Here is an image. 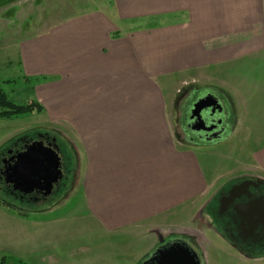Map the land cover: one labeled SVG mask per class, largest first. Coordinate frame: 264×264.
I'll return each instance as SVG.
<instances>
[{"label":"crops","instance_id":"0c3cea01","mask_svg":"<svg viewBox=\"0 0 264 264\" xmlns=\"http://www.w3.org/2000/svg\"><path fill=\"white\" fill-rule=\"evenodd\" d=\"M112 6L111 12L68 17L44 34L22 38L17 61L25 76L46 77L34 89L48 118L61 119L80 135L83 162L90 166L84 185L87 208L107 229L136 231L142 229L140 223L168 215L171 207L196 194L203 167L193 156L169 147L163 116L151 108L155 98L143 91L144 109L135 110V95L139 100L141 95L136 90L145 85L143 80L136 83L135 71L148 84L153 61L156 69H190L207 65L210 55L232 46L247 53L246 39L257 37L252 31L262 27L264 0H113ZM153 18L159 24L140 28L136 37L135 23ZM139 38L141 46L136 47ZM199 54L205 57L200 60ZM122 145L123 157L116 161L112 153ZM259 151L255 162L263 170L264 152ZM249 176L264 180V175ZM7 213L33 236L24 264H113L120 259L118 249L106 253L111 257L101 247L87 253L86 241L77 235L49 240L47 220L32 217L27 225L31 215L0 203V214ZM262 253L241 252L245 264H264Z\"/></svg>","mask_w":264,"mask_h":264},{"label":"rangeland","instance_id":"374dc122","mask_svg":"<svg viewBox=\"0 0 264 264\" xmlns=\"http://www.w3.org/2000/svg\"><path fill=\"white\" fill-rule=\"evenodd\" d=\"M112 5L113 0H0V89L17 104L37 102L29 114L0 118V159L8 148L25 141L22 139L27 137L32 141L47 132L60 145L66 168L61 191L39 202L12 196L0 180V203L15 206L27 216L37 208H44L32 214L25 221L27 225L32 217L47 220L50 224L47 239L59 241L74 239L77 235V239L86 241L87 253L98 252L101 247L107 256L106 253L118 249L120 259L113 260V264H140L162 244L161 239L165 242L171 238L194 242L204 264H245L243 254L218 231L214 212L220 194L231 184L250 178L249 175H264V168L260 169L255 162L259 150L264 152V12L262 27L252 31L257 37L246 39L247 53L235 52L238 48L232 46L228 52L210 55L213 59L207 65L190 69H156L157 63L153 61L149 85L146 78L135 71L136 83L145 82L136 90V94L141 95L140 100L135 95V110L144 109L143 91L155 98L151 108L163 116L169 147L184 157L193 156L203 167V173L201 189L171 207L168 215L140 223V231H118L101 226L96 215L87 208L90 204L85 198L84 185L90 166L83 162L86 151L80 135L64 127L61 119L50 120L45 104L38 101L34 87L46 77L25 76L24 68L17 61L22 38L44 34L68 17L92 10L111 12ZM153 19L135 23L136 37L140 28L159 24L157 18ZM139 40L136 39V47L141 46ZM156 55L151 53V57ZM196 57L202 60L205 55ZM207 90H215L224 97L230 109V125L223 139L195 143L184 131V115L190 104ZM124 148L122 145L116 150L117 154L112 153L114 160L123 157ZM25 227L11 214H0V256L5 257L6 264H24L29 260L33 236L24 231ZM156 242L158 244L154 245Z\"/></svg>","mask_w":264,"mask_h":264},{"label":"water","instance_id":"95a60500","mask_svg":"<svg viewBox=\"0 0 264 264\" xmlns=\"http://www.w3.org/2000/svg\"><path fill=\"white\" fill-rule=\"evenodd\" d=\"M219 105L220 102L213 93L197 97L187 114V121L193 125V133L201 135V131L208 132L213 129L206 126L203 113ZM227 133L228 131L217 139H223ZM12 159L15 161L6 169V182L12 184L14 190L28 194L44 184L46 194L52 192L54 183L58 181L61 174L59 168L61 160L56 149L51 145L45 146L43 141L37 140L28 144L24 151ZM262 184L264 180L261 178H245L242 182L235 184L230 189L229 195L221 198L220 211H223L227 204L234 203L244 195L247 196L249 201L236 203L234 211L243 222L248 221L250 226L248 231H254L258 223H264V197L252 199L251 189ZM161 241L163 243L164 239ZM150 257L143 264H202L198 252L185 240L168 241L160 245Z\"/></svg>","mask_w":264,"mask_h":264},{"label":"flooded vegetation","instance_id":"af4514ba","mask_svg":"<svg viewBox=\"0 0 264 264\" xmlns=\"http://www.w3.org/2000/svg\"><path fill=\"white\" fill-rule=\"evenodd\" d=\"M209 93H213L219 100L220 105L219 107H216L215 109L210 108L203 113V117L206 123V126L213 127L212 130L206 132L201 131V135L193 133V125L189 124L187 121V114L190 110V107L194 104H190L189 108L187 109V112L184 115V131L188 135V137L195 143H202V142H212L215 141L220 135H223L226 131L229 129L230 125V109L225 101L224 97L215 90H207L204 93H202L203 96L208 95ZM45 134V135H44ZM41 140L43 141L45 146H52L54 149H56L60 155V170L61 174L59 175L58 181L54 183L53 190L50 194H46V190L44 187V184L40 185L38 188H36L33 192L25 194L19 190H14L13 185L6 182V169L10 167V165L15 161L12 158L17 155L18 153L25 150L26 146L33 141ZM0 180L2 183H5L7 186V190L9 193L15 197H18L20 200L25 201H43L47 200L49 197H52L53 195L59 193L61 191L62 186L65 184L64 180L66 179V168H65V159L62 157L61 154V147L57 143L56 139L54 137H50L48 133H40L39 137L37 139L32 141H22L21 144H17L16 146H13L11 148H8L6 153L3 157L0 159ZM244 179L231 184L227 191L222 192L218 198V205L217 209L214 212V216L216 218V226L218 231L225 236V240L230 243L232 246L236 247L238 251L246 254V255H255L258 253L264 252V223H258L254 229V231L249 232L248 228L250 227L248 224V221L243 220L236 215V212L234 211V205L236 203H246L249 201L247 196H242L240 199L235 200L234 203L227 204L226 208L223 211H220V207L222 205L221 198L227 197L229 195L230 189L240 182H242ZM252 193V199L255 197H264V184L259 185L257 188L251 189ZM226 204V203H225ZM245 224V225H243ZM172 240H184L180 238L171 239ZM168 241L163 242L161 245L167 243ZM186 241V240H185ZM152 255V254H151ZM150 255V256H151ZM145 259L141 264H143L145 261H147L149 258Z\"/></svg>","mask_w":264,"mask_h":264},{"label":"trees","instance_id":"16d2710c","mask_svg":"<svg viewBox=\"0 0 264 264\" xmlns=\"http://www.w3.org/2000/svg\"><path fill=\"white\" fill-rule=\"evenodd\" d=\"M0 106L2 108V110L0 111V118H13L16 116H20L22 114H29L32 112L33 108L35 106H37V102L33 101L32 103H28V104H17L15 103L13 100H11L8 95L2 90L0 89ZM27 138V137H26ZM22 139V140H27V139ZM192 241V240H191ZM194 241V240H193ZM192 241V242H193ZM196 251L197 248L194 246V242L193 244L189 241H187ZM261 254V253H259ZM263 254V253H262ZM151 255V254H150ZM149 255V256H150ZM148 256V257H149ZM200 256V255H199ZM147 257V258H148ZM146 258V259H147ZM201 258V257H200ZM145 260V259H144ZM143 260V261H144ZM141 261V263L143 262ZM202 264L203 260L201 259ZM140 263V264H141ZM0 264H6V259L5 257H3L0 261Z\"/></svg>","mask_w":264,"mask_h":264}]
</instances>
